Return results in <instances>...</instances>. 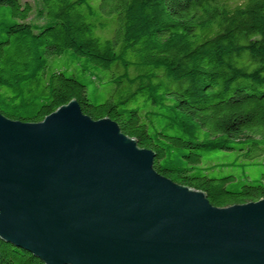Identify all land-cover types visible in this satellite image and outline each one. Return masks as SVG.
<instances>
[{
	"label": "trees",
	"instance_id": "obj_1",
	"mask_svg": "<svg viewBox=\"0 0 264 264\" xmlns=\"http://www.w3.org/2000/svg\"><path fill=\"white\" fill-rule=\"evenodd\" d=\"M0 0V112L39 123L76 100L109 117L155 169L216 207L264 199V163L210 176L215 152L264 154V0ZM39 16V17H40ZM70 53L85 75L48 73ZM253 167L260 168L256 180ZM0 264H44L0 239Z\"/></svg>",
	"mask_w": 264,
	"mask_h": 264
},
{
	"label": "water",
	"instance_id": "obj_2",
	"mask_svg": "<svg viewBox=\"0 0 264 264\" xmlns=\"http://www.w3.org/2000/svg\"><path fill=\"white\" fill-rule=\"evenodd\" d=\"M155 158L76 100L0 112V239L44 264H264V199L216 207Z\"/></svg>",
	"mask_w": 264,
	"mask_h": 264
},
{
	"label": "rangeland",
	"instance_id": "obj_3",
	"mask_svg": "<svg viewBox=\"0 0 264 264\" xmlns=\"http://www.w3.org/2000/svg\"><path fill=\"white\" fill-rule=\"evenodd\" d=\"M24 1H29L34 6V13L32 14L29 21L35 25L43 24L45 21L42 18V16H40L38 13L41 3L38 1H33V0H24ZM59 70L66 71V72H68L69 70L71 71L73 70L75 74H78V73L80 74L79 76H77L80 80L85 81V78H86L84 77L85 75L82 73V71H80V69L77 66L76 61L73 60L70 53H66L61 57H53L49 61V65H48L49 74L59 71ZM209 159H210L209 163L211 164L217 163L216 166H218L212 172H210L209 174L210 176L223 177V176L232 174V175H235L236 177H239L241 174V166H237L235 167V169L232 168V169L222 170L220 164H227L231 162L235 163L236 161H238L236 162L237 164L251 162L253 163L254 166H256L257 163H264V154L255 157L251 161H247L245 160V158H240V153H237V152H225V153L215 152L213 155L209 157ZM260 171H261L260 168H256V167L252 168L250 175L252 176L251 179L253 181L258 178Z\"/></svg>",
	"mask_w": 264,
	"mask_h": 264
}]
</instances>
